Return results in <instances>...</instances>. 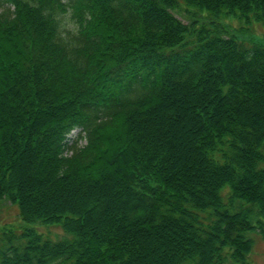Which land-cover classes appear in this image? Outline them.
Here are the masks:
<instances>
[{"label": "trees", "instance_id": "1", "mask_svg": "<svg viewBox=\"0 0 264 264\" xmlns=\"http://www.w3.org/2000/svg\"><path fill=\"white\" fill-rule=\"evenodd\" d=\"M229 14L264 0H0V264H251L264 44Z\"/></svg>", "mask_w": 264, "mask_h": 264}, {"label": "rangeland", "instance_id": "2", "mask_svg": "<svg viewBox=\"0 0 264 264\" xmlns=\"http://www.w3.org/2000/svg\"><path fill=\"white\" fill-rule=\"evenodd\" d=\"M178 7V6H177ZM180 8L175 11L176 15L181 19L186 20L189 17V13L186 12L188 6H179ZM185 7V8H184ZM174 13V14H175ZM221 22L235 34L239 39L246 41H256L264 44V24L260 22H252L246 24L236 18L233 14L227 15V17L221 18ZM19 215L18 205L9 199L5 198L0 202V230L8 229L11 224H23ZM40 232H43L46 236L53 240L59 239L63 232V229L58 224H43L39 223L35 225ZM253 239V249L249 255L251 264H264V235L262 230L251 232ZM63 237V235H62ZM227 264H237L228 260Z\"/></svg>", "mask_w": 264, "mask_h": 264}]
</instances>
